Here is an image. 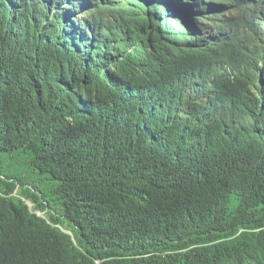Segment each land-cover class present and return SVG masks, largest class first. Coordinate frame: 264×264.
<instances>
[{
    "label": "trees",
    "instance_id": "obj_1",
    "mask_svg": "<svg viewBox=\"0 0 264 264\" xmlns=\"http://www.w3.org/2000/svg\"><path fill=\"white\" fill-rule=\"evenodd\" d=\"M151 1L119 5L125 26L104 4L0 0V264H264V43L235 34L199 65L189 0Z\"/></svg>",
    "mask_w": 264,
    "mask_h": 264
},
{
    "label": "clouds",
    "instance_id": "obj_2",
    "mask_svg": "<svg viewBox=\"0 0 264 264\" xmlns=\"http://www.w3.org/2000/svg\"><path fill=\"white\" fill-rule=\"evenodd\" d=\"M88 4H96V5H107L108 10L106 12H101V17L104 21H107V24H117V25H127L131 23L130 19H126L123 14H127L128 12L123 9V7H119V5L125 6V4L130 3L131 1L142 4L144 8L146 5L150 6L148 11H156L155 8L152 7L153 2L151 0H82ZM104 4V5H103ZM114 4L117 7L111 9L110 5ZM223 5L232 6L233 12L238 16L239 26L237 28H230L227 25V22L223 20L221 12ZM190 8H198V11L202 13L204 16L203 20H196L192 18L187 9ZM164 10H160V12H172L173 10L168 7H163ZM182 19L191 27L199 26L201 27L206 35L204 38L196 39L194 36H190L197 40V44L202 49L201 56H196L194 58V62L202 65L205 63H212L210 60L217 61L222 57V52L220 47L229 42L235 34H245L257 37L264 43V13L252 2L250 1H237V2H227L221 3L218 0H213L212 3H208L207 0H189L185 3V5L180 10ZM115 14V15H114ZM146 21H149V18L145 17L141 12L139 13ZM154 22L158 25L159 31H166L165 27H171L174 31H180L178 26L182 28V31H185V25L182 23L180 19L177 17H171L168 15L159 16L158 19H153ZM92 24H96V20L89 19L88 20ZM145 27H149V24H146ZM125 40L121 43V45L131 44L134 39L130 37L128 34L122 35ZM121 46H119L120 48ZM207 48L212 49L211 51H207ZM117 47L114 46V53L117 54ZM264 58V55H263ZM264 68V59L260 65V69H258L256 76L252 82H255L258 90L262 93L264 91V80L260 75V70ZM207 75V74H204ZM255 91V90H254ZM203 104H207V106H212L214 108L217 107V111H221L223 105L221 103L214 102L210 100L206 96H202ZM30 203L26 200V204ZM31 204V203H30ZM29 208L32 207L28 205ZM38 211H35L37 215ZM40 216H41V212Z\"/></svg>",
    "mask_w": 264,
    "mask_h": 264
},
{
    "label": "rangeland",
    "instance_id": "obj_3",
    "mask_svg": "<svg viewBox=\"0 0 264 264\" xmlns=\"http://www.w3.org/2000/svg\"><path fill=\"white\" fill-rule=\"evenodd\" d=\"M114 15H115V14H114ZM28 205H29V206H31V204H30V203H28ZM37 213L40 215V213H39V212H37Z\"/></svg>",
    "mask_w": 264,
    "mask_h": 264
}]
</instances>
